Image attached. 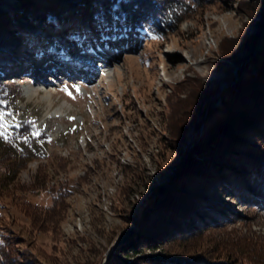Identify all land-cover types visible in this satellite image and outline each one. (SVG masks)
I'll list each match as a JSON object with an SVG mask.
<instances>
[{
    "label": "rangeland",
    "instance_id": "rangeland-1",
    "mask_svg": "<svg viewBox=\"0 0 264 264\" xmlns=\"http://www.w3.org/2000/svg\"><path fill=\"white\" fill-rule=\"evenodd\" d=\"M36 3L47 5L40 16L47 24L29 36L17 26L20 40L9 50L20 66L2 77L16 93L12 111L46 138L45 157L17 158L10 173L0 168V177L7 175L0 233L9 242L10 264H108L109 257L110 264H264V212L229 192L209 195L233 213L176 231L193 200L189 182L201 176L209 157L264 159V139L251 131L254 125L231 117L254 112L260 118L251 96L264 82L257 70L264 55L239 69L264 48V0L203 1L161 36L122 30L100 40L80 21V0ZM53 3L70 14V24L76 21L82 33L75 39L48 25L55 17L46 19V12H60ZM24 5L0 0V18ZM48 46L69 59L55 53L50 62ZM35 51L45 54L33 62ZM107 52L111 59L98 57ZM197 105L202 109L193 110ZM194 117L198 124L176 136ZM230 120L236 129L219 131V123ZM172 224L173 236L155 239ZM133 226L138 231L124 246L140 233L137 251L133 245L117 258L112 245Z\"/></svg>",
    "mask_w": 264,
    "mask_h": 264
},
{
    "label": "trees",
    "instance_id": "trees-1",
    "mask_svg": "<svg viewBox=\"0 0 264 264\" xmlns=\"http://www.w3.org/2000/svg\"><path fill=\"white\" fill-rule=\"evenodd\" d=\"M24 1V8L16 13L15 16L0 18V64H2L0 65V111H3L5 113L11 112L12 116L15 117V119L13 120L12 116L6 115L4 121H0V125H2L0 126V131H4L6 129L5 135H7L8 137L7 139H4L2 136H0V168L4 167L8 170V173H10V171L14 167V161L17 158L26 160L29 157L46 156L44 143L46 141L45 136H42L41 134L37 138L30 137L27 142H25L21 138L23 135L39 129L35 125H33L32 122H29L27 120L22 121L16 116V112L12 111V100L16 93L14 90H9L8 86L2 82V77H4V75L10 74L12 71H15L16 67L20 66L19 56H17L16 53L11 54L9 50L11 47H14L13 42L15 40H20L19 34H16L17 26L26 32L24 34L25 36H29V31H33V28L36 29L40 26H46L47 24H45L43 18H41L43 21H40L41 13L46 10L47 5L36 3L37 0ZM203 1L207 2L210 0H80L81 11L79 13V17L81 19L80 21L85 22V24L88 26L89 32L93 35L94 40H100L102 37H109L112 35L119 36L123 33L122 30H127L133 35L152 34L161 36L176 27L186 11L192 8L195 9ZM53 5L57 7V9L55 10H58L59 8L60 12L59 15H57L54 11L46 12V19H53L50 15H53L55 17V19H53V21L51 20V23H48V25L52 26V23H54L57 33H61L66 37L70 36L72 40L75 39L74 35H76L77 33H82L81 31L76 30V21L71 23V26L70 22L66 19V17L70 14L66 12V10L62 6L54 3ZM77 20L79 19L77 18ZM87 42L88 41L85 40V43L89 48L90 46ZM43 45L46 46L47 44L43 43ZM47 49L50 50V56H53L54 58H57L55 56V53L61 55V59L66 58L65 50H53V48H51L50 46H48ZM77 50L80 52L85 51V49L83 48H77ZM30 51L32 50L30 49ZM34 54L38 58H41L45 53L35 51ZM34 54H32L31 56L32 59L37 58L34 56ZM258 55H264V48L261 49V51H255V53L253 54L250 53V57L246 58V64H244L239 69V72H241L242 68H244L245 65L247 67L249 63H252L255 59L257 60L259 57ZM68 59L69 58H66V60ZM257 66V70L264 75V58L257 64ZM260 87L261 89L255 90L256 94L254 96H251L253 97V100L257 99L259 101V107L255 108H257L256 112L258 113V117L260 118L256 119L253 116L254 112L247 114L246 117L235 112V114H233L231 117L243 118L244 121H241L242 123L245 122L244 124H246V121H250L252 124L249 122V125H254L253 127H250V129H252L251 131L253 133L259 134V137L262 136L261 138L263 140L264 82ZM250 89L248 88L250 92L248 94L252 95ZM200 108L202 109V107L197 105L193 107V110L197 111ZM250 108H252L253 110L255 109L254 107ZM195 118L196 117L190 120L189 123H185L184 126H181V129L176 134V136L187 135L190 127L196 126L198 124H194ZM231 120L227 123L226 121L222 122V124L219 123V131L232 133L236 129V124H230ZM17 123L20 125V127L15 126ZM217 148L220 149V147ZM225 151L230 152V150ZM231 153H233V151ZM239 153L241 152L239 151ZM227 154L228 156L231 155L229 153ZM229 158L233 160L232 163L230 161H227L225 152L219 153L218 159H212L209 157L206 164H204V170L200 173L201 176L195 178L193 182H189V192L191 191L193 200H189L185 204V217L187 218L183 219L184 226L182 225V228H177L176 231H178L179 234L190 232L191 230H193L192 228L198 223L205 224L209 221L218 222L214 214H218L221 217H224L229 211V213H233L229 206L224 203L223 200L210 197L209 194L212 192L217 193L218 195H220V197L223 195V193L229 192V194L231 193L238 196L239 199L243 202H254L256 205H258L260 210L264 212V159L262 157H258L257 159L262 161L263 163H254L251 157L247 155L241 156V154L238 155L235 160L230 156ZM9 163L12 164L10 165ZM224 166L228 167V170H230L228 171V173L225 171L226 169H224ZM6 176L2 174L0 177V190L4 187L5 183H7ZM62 187L63 189L65 188V186ZM156 190L157 189H153V192H156ZM171 226L172 227L168 232L166 231L162 234L158 232L155 239L163 240V238L165 239V235L173 236V228H175L176 225L172 224ZM141 236L142 234L138 233L137 236L126 245V247L124 246L125 244L120 246L119 250L114 253L115 256H118L117 258H120V253H122L123 251L128 252L132 249L133 245H135V249H133L132 251H137L136 248L138 247V240H141L140 238L144 237ZM143 239L146 240V238ZM8 247L9 242L7 241V238L3 233H0V264H10L7 256ZM110 259L111 258L109 257L108 264H110L111 262ZM217 264L230 263L224 262Z\"/></svg>",
    "mask_w": 264,
    "mask_h": 264
},
{
    "label": "snow or ice",
    "instance_id": "snow-or-ice-1",
    "mask_svg": "<svg viewBox=\"0 0 264 264\" xmlns=\"http://www.w3.org/2000/svg\"><path fill=\"white\" fill-rule=\"evenodd\" d=\"M62 90L65 91V92H67L68 95H71V92H68L67 86H65V88L62 89ZM77 91H79L78 86H77ZM6 115H7V116H12V113H11V112H7V113H5V112H3V111H0V121H4ZM12 118H13V120L15 119L14 116H12ZM32 123H33V125H34V122H32ZM0 126H2V125H0ZM15 126H16V127H20V125H19L18 123H17ZM72 130H75V129H72ZM5 132H6V129H5L4 131H0V136H2L4 139H7L8 137H7V135H5ZM40 135H41V131H40V130H35V131H31V132H29V133L26 134V135H23L21 138H22L25 142H27V141L29 140L30 137H31V138H37V137H39Z\"/></svg>",
    "mask_w": 264,
    "mask_h": 264
},
{
    "label": "water",
    "instance_id": "water-1",
    "mask_svg": "<svg viewBox=\"0 0 264 264\" xmlns=\"http://www.w3.org/2000/svg\"><path fill=\"white\" fill-rule=\"evenodd\" d=\"M135 231H136V227H134V226H133V227H129V228H127V229L121 231V232L118 234V236H117L115 242H114L113 245H112V250H115V249H117L120 245L126 243V241L128 240V238H129L131 235H133V234L135 233Z\"/></svg>",
    "mask_w": 264,
    "mask_h": 264
},
{
    "label": "bare ground",
    "instance_id": "bare-ground-1",
    "mask_svg": "<svg viewBox=\"0 0 264 264\" xmlns=\"http://www.w3.org/2000/svg\"><path fill=\"white\" fill-rule=\"evenodd\" d=\"M167 50H169V48H167ZM103 51H105V50H102L101 52H103ZM108 54H109V53L107 52L106 56H107ZM98 57H100L101 60H109V58L112 57V56H111V53H110L107 57H104V55H102V54L99 55ZM37 58H38V57H37ZM41 58H43V57H41ZM110 59H111V58H110ZM32 61L35 62V61H37V59L34 58V59H32ZM53 63H55V62H53ZM29 96H32V93L29 94ZM51 97H52V96H51ZM50 99H51V98H50ZM136 231H137V227H136ZM136 231H135V233H136ZM123 245H124V244H123ZM120 246H122V245H120ZM120 246H119V247H120ZM119 247H118V248H119Z\"/></svg>",
    "mask_w": 264,
    "mask_h": 264
}]
</instances>
